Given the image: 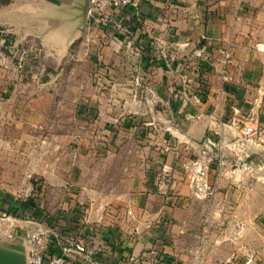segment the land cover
<instances>
[{
	"label": "crops",
	"instance_id": "1",
	"mask_svg": "<svg viewBox=\"0 0 264 264\" xmlns=\"http://www.w3.org/2000/svg\"><path fill=\"white\" fill-rule=\"evenodd\" d=\"M88 4H0V31L40 41L48 55L61 61L72 57L76 43L93 32V51L83 56L92 72L79 75L85 89L92 82L93 97L83 104L82 113L104 112L102 95L115 94L118 86L128 84L126 122L102 123L100 116V123H80L96 130L78 139L81 155L92 164H82L76 172L87 178L95 161L121 156L113 148L125 139L118 131H128V163L121 183H73L66 190L60 186L70 192L60 207L71 209L52 217L50 227L61 226L62 238L84 243L104 264H264L259 253L239 250L210 227L218 222H259L257 203L248 212L241 211L242 201L235 205L227 195L218 198L219 191L233 192L236 186L214 184L213 165L202 188L187 169L202 157L208 137L221 149L229 145L239 150L260 142L244 129L249 124L264 126V0H141L138 10L111 7L105 19L113 23L105 26L91 23L90 18L101 15L91 12ZM105 32L109 39L104 41ZM224 47L232 52L225 75L219 63ZM19 68L1 48L0 80L20 77ZM98 192L109 194L103 198ZM16 200L2 195L0 210L10 214L11 209H32L33 217L38 213L35 199ZM19 218L16 213L14 219ZM10 233L0 229V264H27L24 231ZM56 235L48 240L49 254L61 252ZM233 242L240 244L239 239ZM246 251L251 255L241 253Z\"/></svg>",
	"mask_w": 264,
	"mask_h": 264
},
{
	"label": "rangeland",
	"instance_id": "2",
	"mask_svg": "<svg viewBox=\"0 0 264 264\" xmlns=\"http://www.w3.org/2000/svg\"><path fill=\"white\" fill-rule=\"evenodd\" d=\"M4 2L10 0H0V3ZM110 8L109 5L102 6V9L98 10L101 16H97V19L90 18L91 23L101 26L112 24L113 22L105 19ZM92 34L93 32L86 33L84 41L76 43L72 57L61 61L59 57L48 55L40 41L25 39L23 34L0 31V49L2 48L6 58L12 60L21 70L20 77L0 80V198L6 193L17 198L18 202L32 198L36 200L38 209L34 217L32 209L28 211L21 208L17 209L18 212L11 209L10 214L0 210V229H10V234H15L17 229L23 230L27 245L34 233H40L45 241L57 233L58 239L66 240L61 237V226L55 225L57 228L54 229L50 227L55 223L52 217L60 218L63 211L71 209L60 207V202L68 192L62 191L60 186L65 190L66 187H73V183L116 187L121 183L123 166L128 163V131L124 130L118 131V134L125 139L113 148L117 153H121V156L112 160L106 157L95 161V170L92 174L88 173L87 178L78 176L76 172L82 164H92V160L81 155L83 146L78 139L82 135L90 137L93 130H96L84 128L80 123L102 121L118 123L121 126V123L128 119V84L118 86L114 90L115 94L112 92L107 96L102 95L106 107L104 112L98 111L97 116L92 111L82 113L83 104L93 97L89 95L92 82L89 81L85 89L79 80V75L92 72V68L83 62L84 53L93 51L89 41ZM101 34L104 41L109 39V34ZM4 86L11 87L10 92H5V88L3 91ZM99 100L100 98L97 103ZM114 105L117 107L116 111ZM100 116L104 118L99 121L97 119ZM256 127L257 133L250 138L260 141L259 144H250L237 150L229 145H224L222 149L220 144L212 147L206 142L210 145L208 149L204 141L203 151H209L211 154L209 163L215 169L211 177L213 183L220 186H236L233 192L219 191L218 198L224 199L227 195V199L235 205L238 200L242 201L244 208L241 211L252 212L250 205H258L256 215L259 222L251 221L245 225L218 222L210 225L212 233L218 237L222 236L224 241L232 243L239 250L256 251L263 260L264 126ZM98 164L100 166L97 170ZM97 194L105 198L109 193ZM235 210L230 208V211ZM16 213L21 217L18 220L14 219ZM236 239L240 240V244L233 242ZM254 241L258 244L253 243ZM241 253H244V256L251 255V252L247 251Z\"/></svg>",
	"mask_w": 264,
	"mask_h": 264
},
{
	"label": "built area",
	"instance_id": "3",
	"mask_svg": "<svg viewBox=\"0 0 264 264\" xmlns=\"http://www.w3.org/2000/svg\"><path fill=\"white\" fill-rule=\"evenodd\" d=\"M141 0H90V11L102 9V6L109 5L115 10H122L126 8L139 9ZM221 58L219 63L221 65V74L225 75L227 66L232 59V52L230 47L220 49ZM257 127L254 124L245 126L244 133L252 137L257 133ZM211 146H216L217 143L208 137L205 140V145L210 149ZM211 154L209 151H203L202 157L187 165V169L193 172L192 181L201 188L207 183V173L210 168ZM223 164V161H220ZM57 238V237H56ZM61 248L60 253H48V241L41 238L40 233H34L28 241L27 264H104L95 252L89 249L84 243L75 240L58 239ZM71 260V261H70Z\"/></svg>",
	"mask_w": 264,
	"mask_h": 264
},
{
	"label": "water",
	"instance_id": "4",
	"mask_svg": "<svg viewBox=\"0 0 264 264\" xmlns=\"http://www.w3.org/2000/svg\"><path fill=\"white\" fill-rule=\"evenodd\" d=\"M89 7H90V0H89V4H88V7L87 8L89 9Z\"/></svg>",
	"mask_w": 264,
	"mask_h": 264
},
{
	"label": "trees",
	"instance_id": "5",
	"mask_svg": "<svg viewBox=\"0 0 264 264\" xmlns=\"http://www.w3.org/2000/svg\"><path fill=\"white\" fill-rule=\"evenodd\" d=\"M4 3H8V2H4ZM4 3H0V4H4Z\"/></svg>",
	"mask_w": 264,
	"mask_h": 264
}]
</instances>
